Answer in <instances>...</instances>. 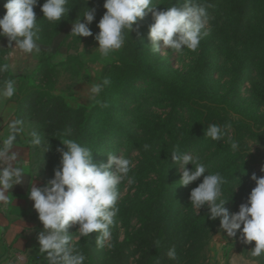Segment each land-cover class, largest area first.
I'll return each mask as SVG.
<instances>
[{
    "label": "rangeland",
    "instance_id": "374dc122",
    "mask_svg": "<svg viewBox=\"0 0 264 264\" xmlns=\"http://www.w3.org/2000/svg\"><path fill=\"white\" fill-rule=\"evenodd\" d=\"M183 2L152 0V6L164 11L168 7L182 6ZM195 2L204 5L208 14V34L201 39L195 51L167 49L154 52L148 39L149 26L153 22L150 12L134 25L130 40L132 46L124 51L123 44L121 49L107 57L95 50L97 43L93 37L82 38L83 50L79 42L72 43L67 54L53 58L51 64L54 68L39 65L40 52L22 53L12 48L14 42L6 48L3 61L9 66L16 91L11 98L0 97V110L7 108L4 110L11 118L7 119L6 125L1 124V128L11 129L19 139L16 151L18 164L14 166H18L30 180V186L42 187L53 177L60 161L57 149L63 148L61 143L67 139L90 148L93 162L107 163V154L121 155L131 161L128 175L133 182L129 184L126 179L118 185L117 207L124 203L126 208L119 210L110 228L111 239L100 246L96 243L99 233L81 237L78 225H70L67 229L71 235L70 245L85 256L84 264H117V261H122L124 253L128 255L125 264L139 263V246L132 243L122 252L119 249L112 252V240L117 238L121 243L126 233L140 227L151 207V202L144 200L156 197L163 181L169 193L161 200L164 205L168 200L172 222L178 224L179 217L190 213V210L195 215L205 210L206 206L196 213L189 201L191 190L202 182L203 177L186 187L179 186L181 172L178 166L173 165L170 155L174 149L199 156L208 172L221 174L225 180L222 198L228 201L226 208L230 214L246 203L255 186L251 176L255 174L259 178L262 174L263 142H248V147L242 150V143L231 126L221 141L204 138V130L209 124L225 126V116L246 119L229 101L234 92L236 103L247 104L252 78L258 76V71L264 77V65L261 66L259 60L260 57L264 59V0ZM240 14L241 19L238 18ZM135 51L139 52L138 56ZM68 56L75 57L78 63L66 64ZM122 61L137 66L138 70H133V73L140 78L117 80L111 67ZM197 62V69L185 80V75H189V70ZM239 71L242 77L234 91L233 83ZM23 76L29 81L18 90L17 81ZM105 79L110 84L105 85L94 100L90 99L89 88ZM30 82L48 90L62 103H44L47 99H41ZM199 83L214 87L216 93L209 97L200 91L187 93L188 90L182 89H195ZM177 91L188 100L177 102ZM258 107L264 111L263 104ZM68 109L78 112L72 117L70 114L65 116ZM65 120L66 124L63 123ZM3 121L0 114V123ZM256 122V132H262L261 137H264V126ZM195 128L198 130L191 136ZM34 133L41 138L43 147L33 143ZM229 138L238 142V150H223L227 144L230 146ZM47 142L49 148L45 151ZM145 145L149 146L147 150ZM256 151H259L257 160L252 156ZM187 167L191 169V165ZM137 199L144 202L143 206L132 210L129 203ZM163 216L162 209L156 211L146 232L153 230ZM32 220L35 233L27 247L29 261L49 264L47 254L40 251L37 242L43 225L34 209ZM171 230L174 235L170 238V250L174 249L175 258L168 257V262L163 264H264V254L257 257L251 252L254 242L245 243L239 231L235 237H227L219 228V219L213 221L207 216L199 224L187 222L180 228L174 225ZM163 243L166 244L165 241Z\"/></svg>",
    "mask_w": 264,
    "mask_h": 264
},
{
    "label": "clouds",
    "instance_id": "9594fccd",
    "mask_svg": "<svg viewBox=\"0 0 264 264\" xmlns=\"http://www.w3.org/2000/svg\"><path fill=\"white\" fill-rule=\"evenodd\" d=\"M88 2L85 0L84 5ZM38 3L39 0H7L3 6L5 14L0 18V37H6L9 44L14 42L12 48L25 54L40 51L37 44L39 20L34 11ZM67 3L68 0H45L40 6L42 19L57 23L71 10L66 7ZM85 9L82 16L72 22L70 35L79 40L80 46L79 38L93 37L97 43L95 50L104 57L121 49L125 42V30L129 35L134 30L133 26L149 12L153 22L149 26L148 39L154 52L167 49L195 51L201 39L208 34L206 7L195 0H184L182 6L168 7L164 11L152 6V0H104L105 11L96 25L98 32L94 36L89 26L95 19L96 9ZM8 67L7 64L2 65L0 70H7ZM108 84V79L93 84L88 90L89 98L94 100ZM14 85L12 79L3 82L0 97L11 98L16 91ZM228 127L209 124L204 130V138L221 141ZM33 135V143L43 147L41 138L35 133ZM14 139V136H10L5 145L10 148ZM228 143L233 151L238 150V142L229 138ZM61 144L63 148L57 149L60 154L59 167L54 169L53 177L42 187L30 186L28 198L33 202V209L43 225L37 242L40 251L47 254L49 264H84L85 256L70 245L71 235L67 229L70 225H78L81 237L99 233L96 243L100 246L111 239L110 228L119 212L118 185L126 179L129 184L133 182L128 175L131 161L121 155L107 154V163L93 162L90 148L72 139ZM48 148L49 145L45 151ZM148 148L145 145V149ZM7 155V149L0 150V158ZM170 155L173 165L178 166L181 172L179 186L186 187L203 177L202 182L189 194L190 206L195 212L207 206L208 218L213 221L219 219V228L227 237H235L239 231L245 243L254 242L251 250L254 256L264 254V167L259 178L255 174L251 176L255 186L247 196L246 203L230 214L225 207L228 201L222 198L225 180L219 172H208L199 156L182 153L178 148ZM188 165H191V169ZM21 179L20 168H0V199L5 198L3 190L21 184ZM168 256L175 258L174 249L168 252Z\"/></svg>",
    "mask_w": 264,
    "mask_h": 264
},
{
    "label": "trees",
    "instance_id": "16d2710c",
    "mask_svg": "<svg viewBox=\"0 0 264 264\" xmlns=\"http://www.w3.org/2000/svg\"><path fill=\"white\" fill-rule=\"evenodd\" d=\"M7 2V0H0V18L3 17L5 14L4 4ZM45 2V0H39V3L34 8V11L36 13V18L39 20L38 28L39 31L37 33L39 39L37 40V44L40 47V57H39V65H48L51 68H54V65L51 64V60L53 58H56L60 55L67 54L68 49L70 48V45L73 43H78L79 40L76 37H73L70 35L71 32V25L72 22L75 21L76 18H80L83 14V12L87 8H95L96 14L95 19L92 22V24L89 26L93 36L98 32V28L96 27L97 23L101 19V17L104 14L103 9V2L104 0H89V2L85 4V0H68V3L66 4V7L71 9L65 17H62L60 21L56 22H49L46 19H42L43 14L40 12V6ZM241 19V14L239 17ZM41 19V20H40ZM239 19V20H240ZM81 22H83L81 20ZM134 27V26H133ZM132 32L131 31L128 35L127 30H125V42H124V51L129 49L130 46H132V42L130 41L132 38ZM259 34V31L257 32V35ZM82 38L80 39V42L82 41ZM89 38V37H87ZM92 38V37H90ZM9 45V41L6 37H0V66L5 65L3 61V56L6 54V48ZM133 49H131L132 51ZM136 55H139L138 51H135ZM260 65H264V59L261 57L259 58ZM69 63H78L77 59L75 57L68 56L66 64ZM80 64V63H79ZM199 62L195 64V66L189 70V75H185V80H187L192 72L197 69ZM112 70H114L115 75L118 77L117 80H123L128 79L130 81H133L135 79H139L140 76L137 75V73H133V70H138L137 66L134 64L127 65L126 62L122 61L118 64H115L111 67ZM260 70V69H259ZM237 79L233 83V88L235 91V87L237 86V83L240 82L242 77V72L239 71ZM258 76L253 77L250 83L249 93H250V101L246 104L245 103H236L235 102V93L232 92V97L230 98V103L234 105L235 110L240 114L241 116H244L246 119L238 118V119H231L227 116L223 118L224 124L231 126L234 128V132L236 134L237 139L242 143V150H245L248 147V142L251 143H257V140H260V142L264 143V137H261L262 132L257 133L256 128L254 127V123H257L256 121L261 122V126H264V111H260L259 104L264 105V77L262 76L263 73L261 71H258ZM8 79H13V76L10 74L9 68L7 70H0V85L3 84ZM29 81L28 77H19L17 81L18 90L22 89V87ZM32 88L39 93L40 98H46L47 102L44 103H56L61 102L62 100L58 97H55L51 95V93L48 90H43L42 88L37 87L35 84H32ZM204 83H199L198 86L196 85L195 89L191 87H183L182 89L188 90L187 93H190L192 91H200L201 94L204 96L212 97L216 90L214 87H211L210 85H203ZM178 97L175 99L177 102H186L188 100L187 97H184L181 95L178 91ZM184 93L185 96H187ZM62 103V102H61ZM80 111H82L80 109ZM78 112V110H70L68 109L66 112H64L65 116L69 115L72 117V115H75ZM69 122V121H68ZM258 122V123H259ZM64 124L67 123V120L63 122ZM198 128H195L194 131L191 133V136H193L197 132ZM264 131V130H263ZM247 141V142H246ZM192 141H190L188 144H190ZM223 150H226L227 148H231L228 144L223 147ZM259 151L254 152L252 155L255 157V159L258 157ZM257 160V159H256ZM18 187V186H17ZM17 189V188H16ZM169 193L168 186L165 181L162 182L161 187L159 189L158 195L154 198L150 197L144 200L145 202H151V207L148 210V212L145 214V219L142 220L140 227L137 230H133L130 233H126L124 240L119 243L117 238H113L112 243V252L119 249L121 252L128 249V247L135 243L137 246H139V254H140V260L138 264H163L164 262H168V252L170 251L171 242L170 238L172 235H174L173 231L171 230V227L174 225L177 228L182 227L187 222H192L199 224L201 223L205 217L208 216V209L207 206L205 210H202L199 215H195L193 211L190 210V213L182 215L179 217V220L177 221L178 224H175L171 221V210L169 209V205L162 203L161 198ZM168 197V196H167ZM167 199V198H166ZM144 202H141L139 199L134 200V202L129 203V208L132 210H138L141 206H143ZM227 204L225 205V207ZM126 206L124 203H122L119 206L120 209H125ZM161 209L164 212V216L161 221L157 222L153 230H149L146 232L147 227L151 223L152 217L156 214V211H161ZM159 213V212H158ZM157 213V214H158ZM129 220V216L126 219ZM144 241V243H143ZM165 241L166 244L163 242ZM142 242V244H141ZM147 242V243H146ZM141 244V245H139ZM127 254H123L122 261L116 262L119 263H126L127 261ZM91 264H97V263H91Z\"/></svg>",
    "mask_w": 264,
    "mask_h": 264
},
{
    "label": "crops",
    "instance_id": "0c3cea01",
    "mask_svg": "<svg viewBox=\"0 0 264 264\" xmlns=\"http://www.w3.org/2000/svg\"><path fill=\"white\" fill-rule=\"evenodd\" d=\"M4 109L7 110V108L0 110L1 118H4V121L0 123V150L7 149L8 155L2 157L3 159L0 158V164L2 163L0 168H17L18 166L15 167L14 165L18 164L16 151L20 142L19 139H16L17 136L11 129H7V127L1 128V124L4 123L3 125H6L7 119L10 118V115ZM10 136H14L15 139L12 141L10 148H8L4 142ZM7 158L8 160L6 161ZM29 182L30 180L25 178L22 173L21 184L13 186L10 190H3L5 198L0 199V264H9L7 258L11 253L15 252H24L27 258L26 264H34L30 263L27 252V247L32 242V237L35 233L32 229L33 203L28 198Z\"/></svg>",
    "mask_w": 264,
    "mask_h": 264
},
{
    "label": "built area",
    "instance_id": "2783aa9c",
    "mask_svg": "<svg viewBox=\"0 0 264 264\" xmlns=\"http://www.w3.org/2000/svg\"><path fill=\"white\" fill-rule=\"evenodd\" d=\"M9 264H26V254L23 252L11 253L7 258Z\"/></svg>",
    "mask_w": 264,
    "mask_h": 264
}]
</instances>
